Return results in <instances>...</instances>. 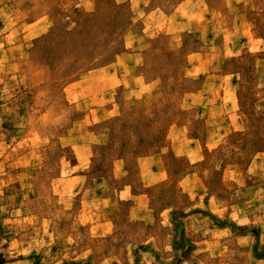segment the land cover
Listing matches in <instances>:
<instances>
[{"label":"rangeland","instance_id":"rangeland-1","mask_svg":"<svg viewBox=\"0 0 264 264\" xmlns=\"http://www.w3.org/2000/svg\"><path fill=\"white\" fill-rule=\"evenodd\" d=\"M222 1L230 6L204 29L143 46L135 73L155 88H117L112 119L83 122L68 137L60 122L22 118L35 96L19 88L60 79V64L15 68L3 54L18 31L0 21L1 103L17 101L0 108V264H264L263 40L254 56H237L244 38L264 39V0ZM194 51L212 52L211 63L187 56ZM192 139L210 150L187 152ZM67 148L73 154L58 151ZM86 149L90 163L73 169ZM148 164H162L166 179L151 183ZM73 175L85 177L68 188ZM125 187L146 196L120 197Z\"/></svg>","mask_w":264,"mask_h":264},{"label":"crops","instance_id":"crops-1","mask_svg":"<svg viewBox=\"0 0 264 264\" xmlns=\"http://www.w3.org/2000/svg\"><path fill=\"white\" fill-rule=\"evenodd\" d=\"M219 5L220 7H214L208 0H0V21L13 24L16 26L15 31H18L16 45L3 54L14 58V67L20 68L28 62L32 69L43 66L52 70V67H57L54 64H60V69L55 70V73L61 74L60 79L51 83H36L31 80L27 86L19 88L25 90L26 87L35 96L28 100V111L22 112L28 113V116L22 118L28 121L60 122L58 129L62 130V137H68L70 131L77 126L81 129L83 122L89 121L91 126L112 119L116 108L111 93L117 88L123 87L140 95L155 88V82L148 80L146 75L135 73L140 66L137 61L143 56V46L147 41L158 40L164 35H178L174 38H179L181 34H191L198 28L204 29L212 12L221 15V8L230 6L229 2L225 4L222 0ZM8 10L12 11L13 16L6 17ZM97 24H102L103 28L96 27ZM244 39L250 44L243 47V53L239 52L237 56H254L258 51L253 50V44L262 40L264 42V39L252 35ZM52 41L57 42L54 43L55 49L47 50L42 47ZM104 42H108L106 49L102 46ZM221 46V51L226 55V44ZM191 55L196 59L200 58L199 63L203 66L209 65L213 57L212 52L194 51L187 56ZM39 57L47 59L38 61ZM30 60L36 65L30 63ZM1 101L2 98L0 108L7 103ZM16 102H8L7 105L16 106ZM38 102L45 105L44 110L34 109ZM238 105L245 115L246 109L240 103ZM70 112L73 113L72 116ZM244 115L248 125L253 122L250 116ZM69 121L75 123L70 126ZM235 134L244 136V132ZM189 142L184 144L187 152L195 154L199 150H210L208 141L202 147H199L196 139ZM58 151L61 154L72 153L74 149ZM84 153L86 155L83 158L78 156V159H75L74 154L71 162L73 169L90 163L89 151L86 149ZM261 162L264 164V158ZM164 170L162 164L155 167L148 164L143 171L154 179L151 183L156 184L166 179ZM84 177L73 175L63 180V183L70 188L72 182H81ZM149 186L150 184L144 183V187ZM121 193L128 194L125 199L146 196V193L132 195L130 187L120 191V197Z\"/></svg>","mask_w":264,"mask_h":264}]
</instances>
